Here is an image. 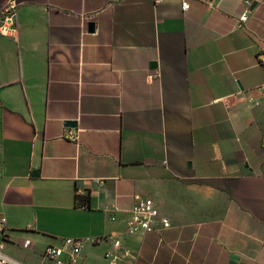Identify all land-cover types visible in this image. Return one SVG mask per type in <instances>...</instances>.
<instances>
[{
  "label": "crops",
  "instance_id": "crops-1",
  "mask_svg": "<svg viewBox=\"0 0 264 264\" xmlns=\"http://www.w3.org/2000/svg\"><path fill=\"white\" fill-rule=\"evenodd\" d=\"M16 1L6 253L49 264L48 246L90 238L81 264H264V0ZM135 195L171 227L128 234Z\"/></svg>",
  "mask_w": 264,
  "mask_h": 264
},
{
  "label": "built area",
  "instance_id": "built-area-1",
  "mask_svg": "<svg viewBox=\"0 0 264 264\" xmlns=\"http://www.w3.org/2000/svg\"><path fill=\"white\" fill-rule=\"evenodd\" d=\"M247 3L249 2L247 1ZM183 9L188 10L189 4L184 2ZM18 19L19 4L16 0H10L0 11V36L17 39L19 32ZM246 21L247 13L240 17L239 26L241 27ZM70 140L76 141L77 138L71 136ZM134 200L135 203L131 209V217L128 221V234L156 232L171 227L170 220L161 214L157 203L152 198L135 195ZM4 222L5 220L0 222V264H24L10 257L5 251L9 233L3 227ZM90 242H92L90 238H65L59 246H48L44 252V257L49 264H81L84 246ZM28 244L25 243V246H28ZM120 244L121 241L116 240L114 247L118 248ZM112 263L115 264V261Z\"/></svg>",
  "mask_w": 264,
  "mask_h": 264
},
{
  "label": "water",
  "instance_id": "water-1",
  "mask_svg": "<svg viewBox=\"0 0 264 264\" xmlns=\"http://www.w3.org/2000/svg\"><path fill=\"white\" fill-rule=\"evenodd\" d=\"M90 30H91V32H93L94 31V24L93 23H91L90 24ZM77 124H76V122H73V121H68V122H66V126L67 127H75ZM38 174H39V172H34V176L35 175H37L38 176Z\"/></svg>",
  "mask_w": 264,
  "mask_h": 264
}]
</instances>
